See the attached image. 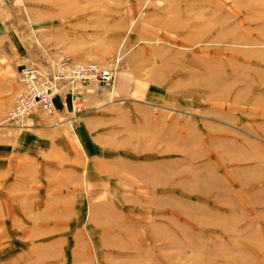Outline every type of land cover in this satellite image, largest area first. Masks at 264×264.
I'll return each instance as SVG.
<instances>
[{"label":"rangeland","instance_id":"1","mask_svg":"<svg viewBox=\"0 0 264 264\" xmlns=\"http://www.w3.org/2000/svg\"><path fill=\"white\" fill-rule=\"evenodd\" d=\"M1 57L111 79L62 157L0 129V264H264V0H0Z\"/></svg>","mask_w":264,"mask_h":264},{"label":"crops","instance_id":"2","mask_svg":"<svg viewBox=\"0 0 264 264\" xmlns=\"http://www.w3.org/2000/svg\"><path fill=\"white\" fill-rule=\"evenodd\" d=\"M5 61V59H4ZM0 122L2 121L5 111L12 104V96L16 91L22 89L21 83L12 75L11 64L3 65L2 57L0 58ZM14 74V73H13ZM86 97V106L90 107L101 105L94 95L91 87H83ZM94 96V97H92ZM54 112L46 114L38 109L30 111L23 122L21 132L15 136L5 135L4 143L9 144L15 151L22 153L28 159H34L37 155L44 156H64L65 147L71 144V136L77 137L75 129L70 125V103L68 95L55 96L53 98ZM87 112V113H86ZM80 117H92L89 111H86ZM84 122L85 119L83 118ZM0 129H10L9 126L0 125ZM80 131V129H79ZM12 134V133H11ZM78 135H80L78 133ZM54 153V154H53Z\"/></svg>","mask_w":264,"mask_h":264},{"label":"built area","instance_id":"3","mask_svg":"<svg viewBox=\"0 0 264 264\" xmlns=\"http://www.w3.org/2000/svg\"><path fill=\"white\" fill-rule=\"evenodd\" d=\"M18 79L22 90L14 94L12 104L0 125L21 128L26 115L34 109L52 113L54 110L53 97L63 87L70 88L74 83H107L111 75L106 69L94 63L72 62L63 59L48 72L32 65H23L18 70ZM71 104L74 109L81 107L82 101L78 94H73Z\"/></svg>","mask_w":264,"mask_h":264}]
</instances>
